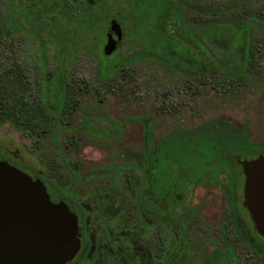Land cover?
Segmentation results:
<instances>
[{
    "label": "rangeland",
    "instance_id": "1",
    "mask_svg": "<svg viewBox=\"0 0 264 264\" xmlns=\"http://www.w3.org/2000/svg\"><path fill=\"white\" fill-rule=\"evenodd\" d=\"M188 1L213 7L245 3L243 9L209 18L188 11L176 0H150L152 10L134 0H0V19L8 16L17 25L12 36L0 42V70L17 63L31 84L26 97L39 100L46 83L52 84L46 73L61 68L77 102L72 113L60 114V123L55 121L44 133L34 132L11 116L0 117V149L20 162L33 184L38 174L82 201L92 249L108 251L90 252L88 264H106L108 255L122 249V261L137 255L142 264H209L211 252H234L241 264H264V258L245 244L234 227L227 188L221 181L224 173L218 171L219 182L205 173L207 151L180 154V166L172 165L169 173L157 156L147 164L146 152L166 150L172 135H186L206 122L218 126L221 120L229 121L244 131L247 142H264V26L253 23L246 48L231 49L227 38L211 36L215 28L235 30L250 15L264 20V0ZM158 3L176 10L177 17L166 26L170 38L198 51L184 31L191 29L225 67L237 66L249 53L245 72L222 71L204 58L206 48L200 51L203 67L197 75L155 56L134 55L146 45L142 33L153 25ZM88 5H93L91 14L104 23L90 33L88 25L75 19L88 14ZM117 26L119 37L112 36ZM29 30L44 39L54 31L60 40L41 44ZM109 35L115 43L107 55L109 61L132 56L113 77H106L111 69L107 64L98 74V57L105 60L103 48ZM142 119L149 124L146 149ZM251 156L248 153L244 159ZM226 157L239 171L238 211L250 220L243 205V158L233 153ZM10 163L20 166L14 160ZM213 167L221 166L216 163L207 169ZM169 176L179 184L172 195ZM56 188L52 189L63 200H75ZM255 238L264 243L258 233ZM83 253L70 264H85Z\"/></svg>",
    "mask_w": 264,
    "mask_h": 264
},
{
    "label": "trees",
    "instance_id": "2",
    "mask_svg": "<svg viewBox=\"0 0 264 264\" xmlns=\"http://www.w3.org/2000/svg\"><path fill=\"white\" fill-rule=\"evenodd\" d=\"M182 4L188 11L198 15L209 18H215L228 15L239 9H243L244 3H229L223 6H206L195 2L186 0H176ZM135 3H142L146 8L152 10L153 4L150 0H134ZM243 5V6H242ZM159 8L155 11V20L149 30L143 31L142 35L145 39V47L140 52L134 55H148L155 56L162 61L172 65L184 73L197 75L201 72L203 64L201 56L204 55L205 59H210L211 62L219 67L222 71L228 74H239L245 72V67L251 59L248 53L245 55L244 60L234 67H225L218 62L203 45L200 39L189 28L184 31L187 34L191 44L198 48L190 49L188 45L174 41L166 33L167 22L174 21L177 17L176 10L167 4L158 3ZM145 19L148 15L145 14ZM76 20L83 21L88 25L87 33H90L100 25H103L101 18L97 15H92L90 12L86 15H81L75 18ZM254 22L264 26V20L258 18L256 15H250L246 20L236 26L235 30H230L227 27L215 28L212 32V37L218 34L229 40L230 48L233 49L236 45L247 47L249 44V31ZM13 20L8 16L0 19V42L4 39L10 38L13 34ZM48 33L49 39L42 38L35 30H29L30 36L34 37L41 44H49L52 39L59 41L56 32L51 31ZM54 35V37L52 36ZM238 35V37H237ZM72 35L69 33V41ZM59 39V40H58ZM62 43V42H61ZM194 47V48H195ZM187 48V51L185 50ZM206 53L200 55L203 50ZM158 49V50H157ZM194 50V51H193ZM133 55V56H134ZM104 59L99 58L98 74H101L102 69H106L109 65L111 69L106 72V77H113L121 66L127 63L132 56H126L121 61H109L110 56H104ZM62 60L61 57L58 58ZM106 61V63H104ZM247 61V62H246ZM107 64V65H106ZM249 64V62H248ZM47 79H51V86L46 83L44 92L38 100V97H26V92L31 89L30 82L24 77L21 67L17 63H13L9 67H4L0 70V117L6 118L11 116L18 119L19 124L24 123L28 128L34 132L44 133L50 130L51 125L56 121L60 123V116L70 114L76 105L71 94V82L66 80L62 73L61 68L56 72L46 73ZM50 87L52 90V99L50 100ZM142 138L145 149L147 148L149 138V124L147 119H142ZM209 145V146H208ZM166 150H160L156 154L148 156L150 162L153 158H161L168 166L176 164L180 166L179 155L185 152L188 153H206L208 156L204 160L205 173L209 174L215 182H219V172L224 173L225 179L221 180L227 188L230 203V215L234 221V227L239 234L240 238L244 240L245 244L254 251L255 254L264 258V243H260L256 238L257 231L253 227L252 221L245 215L243 216L237 208L236 204V191L238 189L239 171L231 163L226 155L228 153L238 154L245 158V155L251 153V158L257 155H264V142L263 143H249L245 139V133L242 129L236 127L229 121H220V124L213 125L205 123L203 126L190 130L186 135L178 133L172 135L166 144ZM209 148V149H207ZM18 161V160H17ZM19 162V161H18ZM20 163V162H19ZM219 163L220 169H207L211 165ZM219 171V172H218ZM197 180H195L196 182ZM253 225V226H252ZM209 264H241L234 252H211L209 254Z\"/></svg>",
    "mask_w": 264,
    "mask_h": 264
},
{
    "label": "water",
    "instance_id": "3",
    "mask_svg": "<svg viewBox=\"0 0 264 264\" xmlns=\"http://www.w3.org/2000/svg\"><path fill=\"white\" fill-rule=\"evenodd\" d=\"M114 34H121L118 26ZM110 37L106 55L115 49ZM240 163L243 205L264 237V155ZM78 246L71 209L41 181L33 184L23 170L0 164V264H66Z\"/></svg>",
    "mask_w": 264,
    "mask_h": 264
},
{
    "label": "flooded vegetation",
    "instance_id": "4",
    "mask_svg": "<svg viewBox=\"0 0 264 264\" xmlns=\"http://www.w3.org/2000/svg\"><path fill=\"white\" fill-rule=\"evenodd\" d=\"M40 1H45V0H40ZM186 1H188V0H186ZM180 4V3H179ZM155 5V4H154ZM180 5H182V4H180ZM80 6H83V4H81ZM92 6L93 5H88L87 7H86V10H85V12L86 13H91L92 12ZM170 6V5H169ZM183 6V5H182ZM63 8H65L66 6H62ZM171 7V6H170ZM184 7V6H183ZM174 9V8H173ZM68 9H66V11H67ZM175 10V9H174ZM67 12H69V10L67 11ZM112 20V19H111ZM13 27L15 28V27H17V25L14 23V21H13ZM149 139V138H148ZM148 141V140H147ZM142 144H143V138H142ZM147 145H148V143H147ZM143 147H144V145H143ZM144 149H145V147H144ZM0 164H10V165H14V166H16L17 168H19V169H21V170H23L22 168H21V164L15 159V158H13L12 156H10V154L7 152V151H2L1 149H0ZM151 155H154V154H150V153H147L146 152V156H147V164H150L151 162H150V160L148 159V156H151ZM10 159V161H12V160H14V161H16V162H18L19 163V165L20 166H17L16 164H14V163H10V161H8ZM154 159V158H153ZM2 160H5L6 162H3ZM23 167V166H22ZM168 166L166 165V168H167ZM171 168V167H170ZM170 168H168V173L170 172ZM25 173H26V171L25 170H23ZM30 172V171H29ZM32 174H34V173H32ZM34 176H37L38 178H39V181H41L42 183H43V185H45V187L49 190V191H51V192H53L60 200H62L63 201V203H65L70 209H71V211L74 213V215H75V223H76V235H77V238H78V242H79V246H78V248L74 251L75 253H74V255L72 256V258L66 263V264H70V262H72V260L76 257V255L79 253V252H81V251H83L84 253H83V258L85 259V261H86V263L85 264H88L89 263V258H88V256L90 255V252H94V251H97V252H108V251H106V250H104V249H102V248H100V249H97V250H94V249H92V245L94 244V242H93V240L91 239V237H90V234H89V228H88V222H87V211H86V208L84 207V205H83V203H82V201H80V199L78 200V198H77V196H75V195H73L72 193H64L60 188H56V187H54L53 185H50V184H48L47 182H45L42 178H40V176L38 175V174H34ZM159 176V175H158ZM157 175H155L154 174V177L156 178V180H159V177H158ZM160 181V180H159ZM169 183H170V185H171V188H170V195H172L175 191H176V188L178 187V181L177 180H171V176H169ZM152 187H153V189H155L156 188V186H155V184L154 183H152ZM52 188H56L57 190H60L63 194H65V195H68V196H70V197H72V198H74L75 197V200L74 201H65V200H63L61 197H59L58 195H57V193L52 189ZM74 196V197H73ZM70 197H68V198H70ZM100 205H102V204H100V201L98 202V208H99V206ZM97 207V206H96ZM81 224V225H80ZM81 227H83V229H84V231H85V235H86V240H83L81 237H82V235H81ZM104 237V236H103ZM124 246V242L122 241V247ZM92 249V250H91ZM125 250H120V251H116V253H114V254H110V255H108V258H109V260H107L106 262V264H142L141 263V261L139 260V257L137 256V255H132L131 256V258H129L127 261H122L121 259H122V256H123V253H121V252H124ZM113 252H115V251H113Z\"/></svg>",
    "mask_w": 264,
    "mask_h": 264
}]
</instances>
